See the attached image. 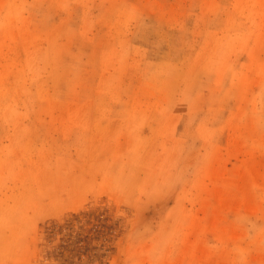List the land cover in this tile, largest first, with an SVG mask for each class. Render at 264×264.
Instances as JSON below:
<instances>
[{"label": "rangeland", "instance_id": "374dc122", "mask_svg": "<svg viewBox=\"0 0 264 264\" xmlns=\"http://www.w3.org/2000/svg\"><path fill=\"white\" fill-rule=\"evenodd\" d=\"M102 204L106 264H264V0H0V264Z\"/></svg>", "mask_w": 264, "mask_h": 264}, {"label": "trees", "instance_id": "16d2710c", "mask_svg": "<svg viewBox=\"0 0 264 264\" xmlns=\"http://www.w3.org/2000/svg\"><path fill=\"white\" fill-rule=\"evenodd\" d=\"M120 224L121 217H114V211L105 204L86 207L63 222H53L45 232L44 259L58 264H82L86 258L106 264L121 231Z\"/></svg>", "mask_w": 264, "mask_h": 264}]
</instances>
